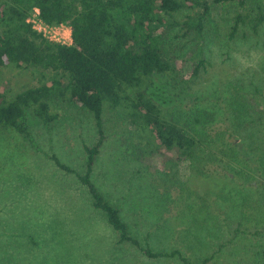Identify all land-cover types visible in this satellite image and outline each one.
<instances>
[{
	"label": "rangeland",
	"instance_id": "374dc122",
	"mask_svg": "<svg viewBox=\"0 0 264 264\" xmlns=\"http://www.w3.org/2000/svg\"><path fill=\"white\" fill-rule=\"evenodd\" d=\"M187 13H177L175 18L182 20ZM233 14L230 3L212 6V22L204 35V57L212 67L198 81L185 90L179 80H156L154 91L168 103V112L189 130L204 132L209 124L206 114L215 113L211 120L221 118L222 124L229 112L232 117L242 115L249 96L240 94L243 90L238 85L250 88L249 82L263 78L257 72L264 69V32L261 39L240 37L230 42L227 32ZM168 40L172 53L180 57L188 56L196 44L190 37L179 36L177 28ZM191 70L189 63L183 75ZM38 79L39 74L34 77L31 70L0 66V93L11 101L17 93L40 86ZM231 99L247 103L239 106ZM62 105L51 131L28 112L29 129L38 148L14 130H0V264H182L177 258L149 260L131 244H119L118 233L94 208L88 189L49 158L56 155L83 173V145L96 139L93 116L81 107ZM103 116L107 140L93 181L123 210L133 234L143 243L148 238L157 251L180 249L191 261L213 255L212 264H241L247 260L246 251L261 250L257 246L264 245V179L254 174L253 187L244 184L239 166L226 175L211 170V177H204L191 171L186 162L176 165L173 177L151 173L129 144V126L107 105ZM219 122L213 124L216 129ZM241 132L240 152L248 157L264 153V133L251 135L249 128ZM237 205L244 216L241 230L247 232L240 242L220 251L234 236L236 222L242 220H235ZM197 227L200 246L193 240Z\"/></svg>",
	"mask_w": 264,
	"mask_h": 264
},
{
	"label": "trees",
	"instance_id": "16d2710c",
	"mask_svg": "<svg viewBox=\"0 0 264 264\" xmlns=\"http://www.w3.org/2000/svg\"><path fill=\"white\" fill-rule=\"evenodd\" d=\"M229 3L234 8L227 32L229 41L261 39L264 0H0V66L31 70L34 77L39 74L41 82L38 87L17 93L11 101L0 93V130H14L37 147L29 129L28 112L49 131L59 120L63 103L89 112L95 120L96 139L83 145L84 172L63 163L56 155L49 158L88 189L94 208L118 233V243L131 244L149 260L177 258L182 264H212L214 256L191 261L180 249L155 250L148 238L143 243L133 234L123 210L97 188L93 175L107 140L104 109L107 105L129 126V144L151 173L173 177L176 165L186 162L191 171L204 177H211V170L226 175L239 166V176L246 178L244 184L253 187L254 174L264 179V153L248 157L237 148L241 130L249 128L251 135L264 133V69L257 72L263 77L260 82H249L250 88L238 85L243 90L240 94L249 96L248 104L243 99L230 100L239 106L245 104L242 115L234 114L235 119L229 112L224 127L221 118L211 120L215 113L206 114L205 122L209 124L204 132L182 126L168 112V103L154 91L156 80L162 83L166 77L173 82L179 80L187 90L212 67L204 57L205 27L212 22V6ZM34 8L39 9L45 23L71 27L72 45L50 42L34 31L27 22ZM180 12H188L182 20L175 18ZM176 28L179 36L196 41L188 56L180 57L171 51L168 35ZM189 63L192 70L183 75ZM217 122L218 129L213 125ZM245 199L246 196L242 201ZM237 207L235 220H242L236 222L234 236L220 251L240 242L247 232L241 230L244 216L241 206ZM199 232L197 227L193 240L200 246ZM257 250L260 251H246L247 260L241 264H264V245L258 244Z\"/></svg>",
	"mask_w": 264,
	"mask_h": 264
},
{
	"label": "built area",
	"instance_id": "2783aa9c",
	"mask_svg": "<svg viewBox=\"0 0 264 264\" xmlns=\"http://www.w3.org/2000/svg\"><path fill=\"white\" fill-rule=\"evenodd\" d=\"M32 18H28L27 22L33 27V30L42 34V36L50 41L63 45H72V28L65 25H50L45 23L38 8H34L31 12Z\"/></svg>",
	"mask_w": 264,
	"mask_h": 264
}]
</instances>
